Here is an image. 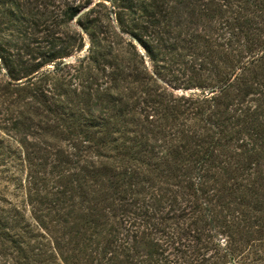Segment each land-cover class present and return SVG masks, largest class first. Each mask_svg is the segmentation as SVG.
I'll use <instances>...</instances> for the list:
<instances>
[{"label": "trees", "instance_id": "1", "mask_svg": "<svg viewBox=\"0 0 264 264\" xmlns=\"http://www.w3.org/2000/svg\"><path fill=\"white\" fill-rule=\"evenodd\" d=\"M2 32L0 264H264V0H0Z\"/></svg>", "mask_w": 264, "mask_h": 264}, {"label": "rangeland", "instance_id": "2", "mask_svg": "<svg viewBox=\"0 0 264 264\" xmlns=\"http://www.w3.org/2000/svg\"><path fill=\"white\" fill-rule=\"evenodd\" d=\"M5 32L0 33V41L6 37ZM84 52V51H83ZM76 56V55H75ZM77 58V56H76ZM51 69H53V66H48ZM6 69L2 67V62L0 59V86L4 85L5 81L7 80L5 73ZM66 75V72H65ZM39 77V76H38ZM64 79V74L59 73L56 75H53L50 77L51 80L55 79ZM23 80H20L21 82ZM36 84L40 83L41 81H34ZM25 87H28L25 86ZM193 91V90H189ZM11 100H8L4 98L2 95V92L0 91V127L9 126L12 123V120L21 118L19 115V112H22L24 109L27 108L26 102H31L29 99H25L23 102L22 100L18 99L16 100L15 97L18 96V93H14L11 95ZM35 121L38 122L40 120V117L35 116ZM45 122H49L48 118L45 119ZM5 129H0V138H5L7 141L2 145V148H0V209H8L10 210L14 205L21 206L24 202L25 195L24 192L17 191V186L19 185L20 181H23V183L26 182L28 179V171L24 169V166H22V163L19 159L17 160H10V158L7 157V149H8V141H9V135H7L4 131ZM37 130L38 134H42V130ZM10 135H14L10 132ZM16 137L23 138L22 135H16ZM30 140L33 141L31 137H29ZM46 139L51 144H58L57 146L64 147L65 149H68L67 151H71V146L69 147V144L66 141H62L60 137L53 138L51 136V133H48L46 136ZM16 146V144H15ZM17 149L19 148L17 144ZM6 155V156H5ZM72 160H75V158H72ZM82 165V162L79 164ZM53 184V183H51ZM55 185V184H53ZM20 192V193H18ZM6 258V257H4ZM1 261L4 262L5 259H2L0 257Z\"/></svg>", "mask_w": 264, "mask_h": 264}, {"label": "water", "instance_id": "3", "mask_svg": "<svg viewBox=\"0 0 264 264\" xmlns=\"http://www.w3.org/2000/svg\"><path fill=\"white\" fill-rule=\"evenodd\" d=\"M88 9H89V7L84 8V9H83V10L77 15V17H79L80 15H82V14H83L85 11H87ZM112 18H113V22H114L115 24H117L116 19H115V14H112ZM84 53H85V51L82 52V54H84ZM75 60H76V56H75V55L69 56V57H67V58H65V59L63 60L62 65L72 63V62H74Z\"/></svg>", "mask_w": 264, "mask_h": 264}]
</instances>
